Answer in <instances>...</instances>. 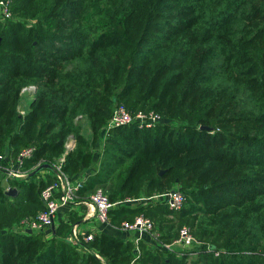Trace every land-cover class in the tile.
Returning <instances> with one entry per match:
<instances>
[{"label": "trees", "instance_id": "trees-1", "mask_svg": "<svg viewBox=\"0 0 264 264\" xmlns=\"http://www.w3.org/2000/svg\"><path fill=\"white\" fill-rule=\"evenodd\" d=\"M12 11L21 18L0 17V151L15 158L33 146L24 164L31 175L53 166L73 134L63 170L89 174L82 196L98 187L109 194L111 226L152 203L129 199L179 186L189 206L167 214L220 225L211 242L226 250L220 256L204 244L193 254L157 248L138 264H264V0H13ZM225 81L256 109L239 112ZM30 84L37 89L25 94L32 100L22 115ZM116 102L165 122L116 127L103 138ZM37 174L9 179L15 195L0 178V210L22 202L21 221L44 209L41 190L54 178ZM12 225L0 220V264H130L134 254L106 226L72 242L63 222L50 238Z\"/></svg>", "mask_w": 264, "mask_h": 264}, {"label": "built area", "instance_id": "built-area-1", "mask_svg": "<svg viewBox=\"0 0 264 264\" xmlns=\"http://www.w3.org/2000/svg\"><path fill=\"white\" fill-rule=\"evenodd\" d=\"M12 4L13 0H0V17L2 20L13 18ZM36 89L37 87L34 84H30L23 87L22 93H33ZM162 122H165L163 116L154 110L149 112L138 111L134 113L128 109L125 104L119 103L104 126L103 138L116 127L137 124L139 128H151ZM76 145L75 136L73 134L69 135L65 142V152L53 164L55 169L53 174L54 179L41 190V199L45 206L44 209L40 210L35 216L23 218L20 222V227H22L21 230L26 232H28V229L32 231L44 230L54 223L56 215L62 207L74 202H83L93 206L97 222L102 225H110V210L116 203L111 201L109 194L102 187H98L89 195L82 196L80 190L87 181V174L71 177L63 170L67 154L74 150ZM34 150L35 148L33 146L24 148L15 158L0 151V171L4 173L6 180H23L28 178L30 175L29 170L24 169V164L27 159L33 156ZM39 164L40 163L37 165ZM12 187L13 186L8 185L6 190H10ZM128 201L140 203H156L162 201L170 210L179 211L184 207L187 196L180 187H174L163 192L154 193L150 196H141L136 199H129ZM122 227L126 230L137 232L138 238H142V235L148 234L152 240L151 246L154 249L162 248L165 251L176 252L178 254H193V252H191L192 250L204 244L206 250L208 252H213L216 256H220L226 252L224 249H217L207 242L196 239L191 228L188 226H183L178 236L170 241H166L162 238L161 232L156 227L154 220L144 213L136 215L133 221H124ZM95 234L96 232L91 231L86 232L83 237H79L75 232L73 241L80 242L81 239H83L89 242L94 239ZM130 264H136V260H132Z\"/></svg>", "mask_w": 264, "mask_h": 264}, {"label": "crops", "instance_id": "crops-1", "mask_svg": "<svg viewBox=\"0 0 264 264\" xmlns=\"http://www.w3.org/2000/svg\"><path fill=\"white\" fill-rule=\"evenodd\" d=\"M29 97L30 98H29L28 108L32 100V96H29ZM87 134L89 135V131H87ZM97 145L103 147L104 142L100 141L99 144ZM96 158L98 157L96 156ZM89 173H91V170L89 171ZM53 174H54L53 170L44 169L38 172L36 177H37V180L44 179L45 181L49 182V179L54 178ZM0 178H2L3 181L5 180V175L3 172L0 174ZM30 178L31 176L29 175L28 178L23 179V181L28 182ZM7 183L8 185L11 184L9 180H7ZM8 185H5V187H7ZM157 205H161L163 207L168 208L166 204H164L162 201H158L156 203L152 202L150 206L145 205L144 207L145 212H152V216H154V218L160 217V215H164L166 217H173L172 214H167L166 212H163V210H159L158 209L159 207H157ZM165 219L168 221V219L170 218H164V220ZM62 222L67 224V226L71 228V233L68 238L72 242H74L73 236L75 232L78 234L79 237H83V235L86 234V232L94 231L97 233V232H100L101 229H103L106 226L107 230H109L112 234L122 238L125 242L129 243L132 246L133 253H134L132 256V260L135 259L136 263H139L140 258L143 257L146 252H150L152 250H158L156 248L155 249L152 248L151 246L152 240L148 234H144L142 235V238H138L137 232L126 230L122 226L121 227L111 226V225L107 226V225H102L98 223L96 216H95L94 207L87 203L74 202V203L68 204L67 206L62 207L60 211L57 213L54 223L51 226L46 227L44 229L43 232L45 234V237L46 238L52 237L55 229ZM155 224H156V220H155ZM156 227L161 232V234L165 236L163 233V230H166L165 226L164 225L162 226V223L161 224L157 223Z\"/></svg>", "mask_w": 264, "mask_h": 264}, {"label": "rangeland", "instance_id": "rangeland-1", "mask_svg": "<svg viewBox=\"0 0 264 264\" xmlns=\"http://www.w3.org/2000/svg\"><path fill=\"white\" fill-rule=\"evenodd\" d=\"M15 19H19L21 18L18 14L14 15ZM27 21V25H31L32 23H34L36 20H32V19H26ZM72 64H77L76 61H74ZM69 67L71 68L72 66L69 65ZM0 72H1V68H0ZM2 73V72H1ZM224 86L230 87L231 83H229L228 81H225V83H223ZM230 89L237 91L238 93V101L237 104H239V112L242 111H251L256 109V103L254 101V99L250 98L248 93H245V91L243 90H236L235 88H233L232 86L230 87ZM29 96H22L21 102L18 106V111L20 114H25L28 110V105H29ZM119 104V102H116L113 106L112 109L114 111V109L116 108V106ZM112 116V115H111ZM173 122V121H172ZM173 124H176V122H174ZM90 131L89 129L86 130ZM102 146H97L94 148V156H95V160H98L101 156L102 153ZM98 154V155H97ZM96 156L98 158H96ZM3 183L5 185H8L7 180L5 179L3 181ZM180 187V186H179ZM184 191V190H183ZM187 199L190 197V195L188 194L187 191H184ZM156 193V190H150L147 189L144 194L149 196ZM22 202H15L13 200H9L5 203L4 205V209L0 210V220H2L4 223H6L7 226H10L11 223L12 228H16L17 230H21L22 227H20V220L19 217L21 216V206H22ZM188 200L186 201L184 208H188ZM153 207V206H152ZM157 207H159V210H163V212H165L166 208L161 206V205H157ZM156 208V207H154ZM181 209V210H183ZM154 212V211H153ZM147 216L151 217L154 222L156 220V224L157 223H162V226L164 225L166 230H163L164 233V237L166 239H172L173 237H175L180 229L183 226H188L191 228L194 236L196 237V239L201 240L203 242H207L209 244H212V240L215 239L216 235L214 232L219 231L220 225H213L211 226L209 224L210 219L202 214H199L197 216V218H195L194 216H190V217H182L181 215H175L172 214L173 217H166L164 215H160V217H156L154 218V216H152V212H146L145 213ZM164 218H170L168 219V221L164 220ZM205 230H207V234H205L204 232H206ZM211 235H210V234ZM218 245L221 246V248H223L224 245V240L221 238L219 239ZM138 264V263H136Z\"/></svg>", "mask_w": 264, "mask_h": 264}, {"label": "water", "instance_id": "water-1", "mask_svg": "<svg viewBox=\"0 0 264 264\" xmlns=\"http://www.w3.org/2000/svg\"><path fill=\"white\" fill-rule=\"evenodd\" d=\"M44 169H51L53 171L55 170L52 165L44 164L43 166H41L38 169H36L35 171H33L30 176H33L36 173H38L39 171L44 170ZM17 192H18V189L16 187H12L10 190H7V194H9V195H15ZM27 231L33 232L31 229H28Z\"/></svg>", "mask_w": 264, "mask_h": 264}]
</instances>
